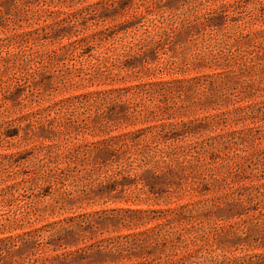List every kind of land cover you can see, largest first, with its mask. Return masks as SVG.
<instances>
[{
  "label": "rangeland",
  "instance_id": "obj_1",
  "mask_svg": "<svg viewBox=\"0 0 264 264\" xmlns=\"http://www.w3.org/2000/svg\"><path fill=\"white\" fill-rule=\"evenodd\" d=\"M0 264H264V0H0Z\"/></svg>",
  "mask_w": 264,
  "mask_h": 264
}]
</instances>
